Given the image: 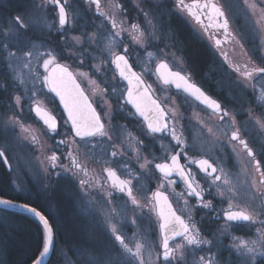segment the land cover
<instances>
[{"label": "snow or ice", "instance_id": "obj_1", "mask_svg": "<svg viewBox=\"0 0 264 264\" xmlns=\"http://www.w3.org/2000/svg\"><path fill=\"white\" fill-rule=\"evenodd\" d=\"M126 3L20 0L14 14L0 18V161L13 171L9 153L23 145L31 177L12 181L17 195L0 189V208L37 222L40 249L31 264H45L50 253L59 264H264V8L253 21L254 51L241 64L224 51L239 44L248 55L245 36L232 28V0H132L136 22ZM260 4L240 6L255 17ZM176 20L211 42L230 85L251 97L247 108L230 94L221 98V85L215 96L204 87V75L176 43ZM64 60L88 71L73 73ZM78 77L93 86L94 99ZM157 91L169 94L161 100ZM57 98L66 117L45 106ZM189 98L207 115L200 125L210 138L206 152L189 143L184 121L192 118L180 111ZM129 112L141 118L139 136L120 123ZM225 160H235L237 171ZM58 189L72 190L86 218L65 241L67 251L56 241ZM33 196L43 197L47 210ZM202 210L213 226L197 222L194 213ZM145 220L158 224V241ZM255 224L261 227L254 235L233 234Z\"/></svg>", "mask_w": 264, "mask_h": 264}, {"label": "flooded vegetation", "instance_id": "obj_2", "mask_svg": "<svg viewBox=\"0 0 264 264\" xmlns=\"http://www.w3.org/2000/svg\"><path fill=\"white\" fill-rule=\"evenodd\" d=\"M100 2H101L102 5H107L109 3V0H100ZM125 6L128 8V11H129V20H130V22H136L137 14H136V12L134 10V4L132 3V0H127V3H126ZM103 10H107V9L105 8ZM173 28L176 30V33H177L176 36L180 37L181 32L179 31V28H182L183 34L185 33L188 37H191L197 43L202 44L205 47L210 59H209L207 65H206L205 69L202 72L199 71L198 68H197V70H198V72L201 75H204V77H205V79H204V87L209 91V93L211 95L215 96L216 93L220 91L218 86H217V80H219L218 76L220 75V73H223L224 69L219 66L218 62H216V56L213 54L214 50L210 47L211 42L207 41L206 39H204V40L198 39L197 36L193 34L192 29L189 28L187 25L183 24L179 20L174 21ZM232 28L234 29L233 26H232ZM234 46L235 45H232V44H226V45H224V51H226L228 53V55H229L233 51ZM179 47H181V46H179ZM185 50H186V48H185ZM217 55H218V53H217ZM229 57H231V56L229 55ZM229 59L231 60V58H229ZM62 63L68 64L69 68L71 69V71L73 73H76V71L74 70V68L76 69V66L74 65L73 62H68V61L64 60V61H62ZM135 70L136 71H140V68L137 67ZM86 71H88V68L86 69ZM77 79H78V83H80L81 88L84 89L85 94L88 95L91 99H94L95 97L93 95V86L89 83V81L85 80L83 78H79V77ZM197 79L199 81V77ZM153 87L155 88L156 86L153 85ZM171 92L173 94L175 93L174 87L172 88ZM167 94H169V93H161L159 91L156 92V95L159 96L161 98V100H163L164 96L167 95ZM222 96L223 95H221V98H223ZM181 98L182 97H176L177 104H180V99ZM45 106L50 111H52V113L54 115H56L58 118L61 116V114H63L65 116V114H64V112H63L58 100H56L55 104H47L46 103ZM168 106L171 107V105H168ZM129 107H131V106H129ZM202 108H203V106L200 105L197 101H195L192 98H189L188 104L181 105V107H180V111L183 112L185 116H188V117L192 118L190 121H184V123H186L187 127L190 129V139H189V143L190 144H193L192 141H191V133L195 132L198 128H200L201 127L200 125L202 123L201 117L198 118L200 115L197 116L196 113H200V114H202V116L207 117L206 113L204 111H202ZM132 111H134V110H132ZM140 121H141L140 117H138V116L132 117L131 113L129 112L125 119L120 120V123L128 124V131L131 132V134L133 136H139L140 133L138 131V126H139ZM27 123L31 124V126L33 128H39L40 127V124L36 123L35 120H33L32 118H29L27 120ZM56 139H59V137H57ZM46 142L49 145L54 143V141H50V140H46ZM165 143H167V141H165ZM193 145H195L197 148H200V145H198V144H193ZM156 148L159 149V144L156 145ZM225 151H227V150H225ZM16 152H17L16 150L12 151V153H16ZM157 155H159V152H157ZM0 163L3 164L6 172L8 173V185H9V187H7L6 190L4 189V191H6V192H8L10 194H13V195H17L19 193V189H17L16 185L12 183V181H13V171L10 172L8 170L7 166L2 161H0ZM10 163H11V161H10ZM181 163H183V161H181ZM224 164H225V167L227 169H229V170H231L233 172L237 171V168L234 167L235 160H225ZM89 167L90 168H94L97 171H99L103 167V165L90 164ZM192 167H193V171H196L195 165H193ZM24 174H25V172H24ZM26 182L30 183V178L26 177ZM182 187H183V185H180L179 187H176V192H180ZM151 188L154 190L155 189V184H152ZM54 195H55L57 201L61 202V201L65 200L67 203H69V205H70L69 206V210L71 211V213L74 214L76 216V218H78L83 225H86V218L82 214L80 206L76 202V199H75L71 189H69L67 192L61 191V190L58 189L56 191V193H54ZM166 195H169V199L170 200L175 201L176 198H175L174 195L171 194L170 191L166 192ZM27 198L28 197L26 195L21 197V199H27ZM206 198H209V197H206ZM31 199H32L34 204H37V205H39V207L44 208L45 210H47V205H46L43 197L37 198L36 196H33V197H31ZM54 203H55V201H54ZM182 205H183V201H180V205H176L174 203V207H179V206H182ZM219 207H221V205H217V208H219ZM223 207H227V205L225 204V205H223ZM207 211L208 210H202L199 213H194L197 222L199 224H203L205 228L213 226V225H211V220L207 217ZM18 214H22V213H18ZM60 214H61V211L59 209V206L57 205V218L61 217ZM28 217H30V216H28ZM201 217H205V219L201 220ZM144 225H145L146 228L149 229V231H151L152 227H155V229H156V237H155V239L158 241V239H159L158 224L150 226L149 222L147 220H145ZM258 227H261V225L255 224V225H251V226H242L239 231H236L233 234L234 235H238V236H245L246 234L254 235V233L256 231V228H258ZM225 257L227 258V253H225Z\"/></svg>", "mask_w": 264, "mask_h": 264}, {"label": "trees", "instance_id": "obj_3", "mask_svg": "<svg viewBox=\"0 0 264 264\" xmlns=\"http://www.w3.org/2000/svg\"><path fill=\"white\" fill-rule=\"evenodd\" d=\"M20 0H0V18L14 14L18 10ZM180 37L176 36L175 40L178 46L185 47L187 53L199 71H203L210 59L205 47L197 43L191 37L183 34L182 28ZM8 185V173L2 163H0V189L6 190ZM61 211L58 221L61 226L60 235L56 238L57 244L62 245L65 251L68 245L65 241L69 237L75 235L83 225L78 218L69 210V203L65 200L59 202L55 200ZM6 214V221H0V238L1 244L4 246L5 260L7 264H31L36 258L38 249H40V232L36 221L24 214L12 213L6 210L1 211ZM15 226V227H14ZM25 228L27 230L25 231ZM28 233V234H27ZM71 257V252H68ZM56 256L51 254L47 264H55Z\"/></svg>", "mask_w": 264, "mask_h": 264}, {"label": "rangeland", "instance_id": "obj_4", "mask_svg": "<svg viewBox=\"0 0 264 264\" xmlns=\"http://www.w3.org/2000/svg\"><path fill=\"white\" fill-rule=\"evenodd\" d=\"M232 2L237 5L236 16H235V18L232 19V26L234 27L235 30H237L238 32H240L241 34H243L245 36V39L242 40L241 43H244L245 49L248 50V55L247 56L242 55L239 44H236L234 46L231 54H229L231 56L229 58H231V60H233L234 62H238V63L243 64L248 59V56H251L253 51H254V47H253V45H254V39H253L254 24H253V21L255 19L259 18L260 8H264V4H260V6L256 9L257 16L252 17V16H250V14L246 13V11L243 7L240 6L241 0H232ZM250 2H251V0H250ZM220 59L222 60V57ZM66 61L73 62L72 60H66ZM74 65L76 66V69L74 68V70L76 72L86 71V69H87V67L79 68L76 63H74ZM218 77H219V80H217V86L221 85L224 89V93L222 95L224 96V95L230 94L231 96H234L236 98V104L238 106L243 105L244 108H247L249 106L248 101L251 99V97L246 95L243 90L238 89L236 87V85H234V84L230 85L229 80H228L224 71H223V73H220V75ZM261 83H264V81H262ZM229 89H230V93H229ZM219 90H220V88H219ZM196 115L197 116L200 115L198 118L201 117L202 122H203V119L207 118L205 116H202V114H200V113H196ZM257 115H259V111H257ZM238 118L239 119H245L246 117L241 116ZM249 127L251 128V126H249ZM191 141L193 144L200 145V148L206 152L207 149L210 147V138L207 136V127L203 128V132H202V129L200 127L195 132L191 133ZM45 143L47 144L46 141H45ZM14 150H16L17 152L16 153L11 152L9 154L11 165L14 169L13 170V180H16V182L18 184L21 183L22 181L26 182V177L30 178V180H31L29 170L26 169L24 166L27 163V161L30 159V157L27 155L28 149L25 148L23 145H21L20 148H16ZM211 155L215 156V155H217V153L212 152ZM17 156L20 157L19 161L17 160ZM18 165H19V167H18ZM24 172L26 175L24 174ZM18 173H19V177H18ZM1 211L2 210L0 209V221L7 223V221L5 219L6 214H3ZM26 230H27V228H25V231ZM128 235H131V234L128 233ZM0 240H1V238H0ZM56 259H57V257H56ZM0 264H7L6 260H5L4 246L1 244V241H0ZM55 264H59L58 259L55 262Z\"/></svg>", "mask_w": 264, "mask_h": 264}, {"label": "water", "instance_id": "obj_5", "mask_svg": "<svg viewBox=\"0 0 264 264\" xmlns=\"http://www.w3.org/2000/svg\"><path fill=\"white\" fill-rule=\"evenodd\" d=\"M69 70L71 71L70 68H69ZM192 99H193V98H192ZM57 100H58V98H57ZM58 102H59V100H58ZM198 103H199V102H198ZM60 106H61V108H62V110H63V106H62L61 104H60ZM133 110H134V109H133ZM64 114H65V116H66V113H64ZM0 209L3 210L2 208H0ZM6 211L13 212V213H22V214H25V215H28V216L31 217V214L26 213V212H21V210H19V209H8V210H6ZM31 218H32V217H31ZM50 257H51V253L49 254V256L43 258V260L45 261V264L48 263Z\"/></svg>", "mask_w": 264, "mask_h": 264}, {"label": "bare ground", "instance_id": "obj_6", "mask_svg": "<svg viewBox=\"0 0 264 264\" xmlns=\"http://www.w3.org/2000/svg\"><path fill=\"white\" fill-rule=\"evenodd\" d=\"M13 213V212H12Z\"/></svg>", "mask_w": 264, "mask_h": 264}]
</instances>
